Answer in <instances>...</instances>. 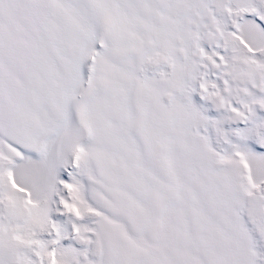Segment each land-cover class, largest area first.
Masks as SVG:
<instances>
[{"label":"snow or ice","instance_id":"snow-or-ice-1","mask_svg":"<svg viewBox=\"0 0 264 264\" xmlns=\"http://www.w3.org/2000/svg\"><path fill=\"white\" fill-rule=\"evenodd\" d=\"M0 264H264V0H0Z\"/></svg>","mask_w":264,"mask_h":264}]
</instances>
